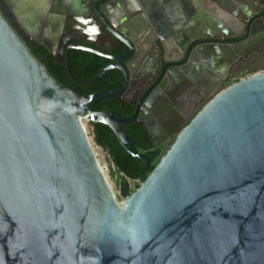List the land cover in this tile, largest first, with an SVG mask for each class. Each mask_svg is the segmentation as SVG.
I'll use <instances>...</instances> for the list:
<instances>
[{"label": "water", "instance_id": "obj_1", "mask_svg": "<svg viewBox=\"0 0 264 264\" xmlns=\"http://www.w3.org/2000/svg\"><path fill=\"white\" fill-rule=\"evenodd\" d=\"M2 1L16 11L26 36L65 64L74 83L93 84L113 69L123 80L117 90L79 98L47 73L0 10V264H264V73L224 84L190 121L180 117L182 125L168 130L174 142L143 183L131 192L121 175L122 202L81 122L87 115L88 122L108 126L148 167L122 128L146 121L139 116L145 95L131 117L90 105L124 98L138 71L151 75V49L157 63L170 54L168 44L183 51L179 34L193 44L182 61L164 67L170 69L163 70L160 90L144 106L166 111L192 75L216 87L211 44L200 40L217 39L210 29L217 28L224 42H236L241 23L264 9V0H96L92 8V0ZM84 25L116 35L127 51L113 56L74 44L58 57L54 43ZM72 49L113 63L78 81L69 67ZM200 58L206 59L202 70L194 68Z\"/></svg>", "mask_w": 264, "mask_h": 264}, {"label": "flooded vegetation", "instance_id": "obj_2", "mask_svg": "<svg viewBox=\"0 0 264 264\" xmlns=\"http://www.w3.org/2000/svg\"><path fill=\"white\" fill-rule=\"evenodd\" d=\"M95 2L96 0H92L88 4L89 7L92 8ZM227 7L229 6H224V9ZM0 10L6 19L11 23L23 42L36 43L26 36L21 24L18 22V19L15 16L16 11L7 7L5 1L0 0ZM241 24H243L245 30L236 38H233L237 40L236 42H224L221 35L222 32H219L221 29L217 28H210L216 32L215 34H217V39L200 40L199 44H211L207 51L209 54H211L210 58L218 69L217 76L219 80L216 87H210L209 84L206 83L208 81L203 80L201 75L200 77H198V75H192L191 79L189 80V83L191 84L190 87L180 94L177 100L172 103L171 107H165L167 110L164 112L150 111L149 108L147 109V107L144 106V102L147 97L153 95L156 92L157 88L160 90L159 84L160 78L163 75V70L165 74L170 69L169 66L166 68L164 67L169 63L182 61V56L185 51L184 49H187L189 45L193 43L190 40L184 41L183 36L179 34L177 36L179 38L178 42H180V44H185L183 51L179 49V44H168L170 54L166 56L165 61L161 59V62L158 63L156 62V59H154L153 49L150 50V60L155 65L153 72L151 75L143 73L141 74V72L139 74V71L136 72L123 99L127 103L128 101L134 103V105L130 103L129 104L134 107L135 111V106L145 95L146 98L143 99L144 102L139 108V116L142 115L146 118V121L142 120L146 128V124L151 127L152 133H148L151 137L153 146H158L160 144H167L171 146L176 138V134L170 135L168 130L171 128L180 127L182 125L181 121L179 120L180 117L183 118V123L190 121L197 114V112L209 100H211L214 95H216L215 92L219 90L224 84V87H227V83L234 84L249 76L264 73V9L259 11L253 10L251 16L246 18ZM251 24L253 25L252 32L251 34H248V27ZM44 27L45 25H43V28ZM97 30L94 29L93 26L89 25L73 27V31L69 35L66 34L61 36L59 41L54 43L56 44V48H54V50L56 51L58 57L63 55V52H65L67 47L74 44H81L94 49H101L102 47L105 52L112 50L109 54L113 56L122 55L125 51H127L126 47L120 43L117 38H115L116 35L115 37H112L103 31L98 32ZM175 34H177V32ZM181 34L184 36H189L187 31H183ZM48 44L50 47L53 45L50 43ZM123 47L125 50L121 52ZM177 55L178 58L175 59L174 57ZM108 60L111 62V64L113 63V61L110 59ZM205 63L206 59L200 58L198 63H195L194 68H200V70H202V67L205 65ZM131 190L132 188L130 191Z\"/></svg>", "mask_w": 264, "mask_h": 264}, {"label": "trees", "instance_id": "obj_3", "mask_svg": "<svg viewBox=\"0 0 264 264\" xmlns=\"http://www.w3.org/2000/svg\"><path fill=\"white\" fill-rule=\"evenodd\" d=\"M24 44L36 60L45 68L47 73L62 88L71 90L79 98H86L100 92L117 90L122 84L123 75L117 69L107 72L98 81L90 85L74 83L65 71V64L58 63L47 49L34 42H24ZM124 50L125 48L123 47L121 52ZM110 64L111 62L107 58L88 51L77 49L69 51V67L73 77L78 81L84 82L93 79ZM229 85L231 84H226V86ZM90 109L94 112L111 111L116 117H131L134 113V107L121 96L95 101L90 105ZM88 125V132L94 144L107 153L110 162L115 167L116 173L129 179L133 185L141 184L147 179L170 147L167 144L153 146L148 130L142 121L136 120L122 125L125 134L137 152L149 159V165L145 167V161L130 156L122 148L108 126L94 122ZM134 189L133 187L131 192Z\"/></svg>", "mask_w": 264, "mask_h": 264}, {"label": "rangeland", "instance_id": "obj_4", "mask_svg": "<svg viewBox=\"0 0 264 264\" xmlns=\"http://www.w3.org/2000/svg\"><path fill=\"white\" fill-rule=\"evenodd\" d=\"M82 123L85 126V130L87 133L89 144L93 150V153L95 154V158L97 159V161L101 167L103 175L106 177V180H107L109 186L111 187L114 195L117 197V199L120 202H122L123 199L119 197V192H118V185H119L121 175H118L116 173L115 167L113 166V164L110 161L109 162L105 161V159L108 157L107 153L104 150H102L101 148L97 147L94 144L92 138L90 137L89 132H88V127H89L88 124L91 122L82 120ZM130 186H131V188H133L134 187L133 183L130 182Z\"/></svg>", "mask_w": 264, "mask_h": 264}, {"label": "crops", "instance_id": "obj_5", "mask_svg": "<svg viewBox=\"0 0 264 264\" xmlns=\"http://www.w3.org/2000/svg\"><path fill=\"white\" fill-rule=\"evenodd\" d=\"M222 2H226V3H228V1H224V0H222ZM252 6V5H251ZM220 12V11H219ZM225 11H223V9H222V11L220 12V13H224ZM213 16H215V15H213ZM216 17V16H215ZM206 27H209V26H213V24H210V23H208V22H206Z\"/></svg>", "mask_w": 264, "mask_h": 264}, {"label": "bare ground", "instance_id": "obj_6", "mask_svg": "<svg viewBox=\"0 0 264 264\" xmlns=\"http://www.w3.org/2000/svg\"><path fill=\"white\" fill-rule=\"evenodd\" d=\"M89 117L86 115L84 118H82L81 120H84V121H89V119H88ZM82 122V121H81ZM92 149V148H91ZM93 151V150H92ZM94 156H95V154H94ZM106 178V177H105Z\"/></svg>", "mask_w": 264, "mask_h": 264}]
</instances>
